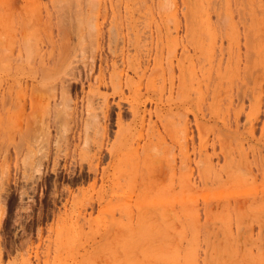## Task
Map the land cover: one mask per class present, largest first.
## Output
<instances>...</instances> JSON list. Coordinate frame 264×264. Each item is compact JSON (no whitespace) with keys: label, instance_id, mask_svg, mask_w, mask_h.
<instances>
[{"label":"rangeland","instance_id":"obj_1","mask_svg":"<svg viewBox=\"0 0 264 264\" xmlns=\"http://www.w3.org/2000/svg\"><path fill=\"white\" fill-rule=\"evenodd\" d=\"M263 249L264 0H0V264Z\"/></svg>","mask_w":264,"mask_h":264},{"label":"bare ground","instance_id":"obj_2","mask_svg":"<svg viewBox=\"0 0 264 264\" xmlns=\"http://www.w3.org/2000/svg\"><path fill=\"white\" fill-rule=\"evenodd\" d=\"M61 112H63V110H62ZM58 113H59V112H58ZM63 114H64V113H63ZM66 114H67V113H66ZM59 116H60V115H59ZM59 116H58V117H59ZM66 116H67V115H66ZM58 117H57V118L55 117V118L58 119ZM59 118H60V120H61V117H59ZM63 119H64V118H63ZM65 119H66V118H65ZM58 120H59V119H58ZM60 120H59V121H60ZM233 184H234V182H233ZM262 193H263V192H262ZM263 250H264V249H263Z\"/></svg>","mask_w":264,"mask_h":264}]
</instances>
